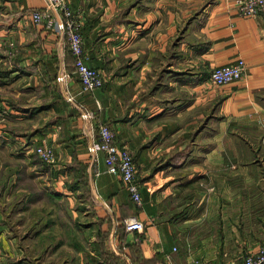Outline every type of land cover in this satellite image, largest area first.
<instances>
[{
  "label": "crops",
  "instance_id": "obj_1",
  "mask_svg": "<svg viewBox=\"0 0 264 264\" xmlns=\"http://www.w3.org/2000/svg\"><path fill=\"white\" fill-rule=\"evenodd\" d=\"M237 1L66 0L103 80L86 92L60 13L0 0V187L26 173L1 200L27 205L22 217L54 200L83 215L20 224L19 236L0 203V264H239L264 246V15L241 16ZM236 60L245 76L213 86L212 68ZM99 125L129 152L139 205L91 154ZM41 145L53 159L38 178L60 195L24 190L36 186L30 154ZM129 218L141 232L124 230Z\"/></svg>",
  "mask_w": 264,
  "mask_h": 264
},
{
  "label": "built area",
  "instance_id": "obj_2",
  "mask_svg": "<svg viewBox=\"0 0 264 264\" xmlns=\"http://www.w3.org/2000/svg\"><path fill=\"white\" fill-rule=\"evenodd\" d=\"M238 12L244 17H255L264 15V0H238ZM46 8L51 11H58L61 15L62 34L65 38L67 49L72 57L73 73L77 77L83 91L92 92L102 86L101 73L88 67L84 60L85 54L82 48L81 23L79 15L68 7L66 0H46ZM32 22L39 24L45 21L46 28H53L54 21L46 12L33 11L30 13ZM245 76V66L242 60H236L229 65L216 66L212 68L209 80L213 86L240 80ZM6 114L5 110L0 111V119ZM90 152L103 154V163L106 172L116 175L125 187L130 199L140 204L138 185L135 182V169L129 152L118 146L113 141V133L106 125H99L97 128V140L90 147ZM34 153L43 163H51L53 159L52 149L49 146L41 145L34 148ZM143 225L134 218L124 221V230L127 232H141ZM239 264H264V246L255 254H248Z\"/></svg>",
  "mask_w": 264,
  "mask_h": 264
},
{
  "label": "rangeland",
  "instance_id": "obj_3",
  "mask_svg": "<svg viewBox=\"0 0 264 264\" xmlns=\"http://www.w3.org/2000/svg\"><path fill=\"white\" fill-rule=\"evenodd\" d=\"M30 157H31V159H30L31 161L35 162L37 164V166L39 165L38 167H36V170H34L28 174L32 179L35 180L36 186L32 183H23V185L25 186L24 190H27L28 187H30L32 189L35 188L37 190V186H38V188L41 189V191H39V192L49 193V194L57 193L60 195L59 187L56 185L54 187L49 185L48 178H46V177L38 178L39 176L43 175V173L45 172L44 168H45L46 164L39 160V158L34 153L33 148H32ZM14 171H15L14 174H12V176H11V182L8 181V179L10 178V175H11L10 174L8 176V178L5 180L3 187H0V203L4 202V208H6V210L8 211V213L10 215V219L7 221V225L11 226L10 229H12V232L14 230V231H16V233L19 236H23V233H20V230L18 229V225H20V224L25 225L26 223H31L30 225L27 224L25 228L31 227V230H32V229H34L33 227L35 226V225L32 226L33 224H38L39 226H42L45 223L48 224L49 222H51L50 224H52L54 226L56 224L61 225V224H66V223L71 225L72 224L71 220H72L73 215L78 216L79 218H81L83 216V215H79L72 208L71 205H69V207H66L65 203L63 201L54 200L52 202L48 201L42 205H37L38 208H36V204H37L36 202H34L33 206H30L31 204H29V207L32 208V211L29 213V218H28V216L22 217V213L27 215V213H25V210L27 209V205H25V206L22 205L21 209H24V211L19 212V208L21 205L18 202L17 197H10L9 200H7V201L3 200V202L1 200L3 192H4L6 197L9 194H14L16 192V190L18 189L19 185L21 184L20 178H22L23 176L26 177L25 170L23 172V170L16 168ZM43 176H45V175H43ZM12 177H13V179H12ZM62 205H64V207ZM33 209H35V211H33ZM15 211H18V212H15ZM46 211H47V213H46ZM46 217H47V219L45 220ZM35 220H38V221L34 222ZM14 226H16L17 229H13ZM57 228H62V227L57 226ZM29 235H30V233L27 234V236H29ZM246 256H244V257H246Z\"/></svg>",
  "mask_w": 264,
  "mask_h": 264
},
{
  "label": "trees",
  "instance_id": "obj_4",
  "mask_svg": "<svg viewBox=\"0 0 264 264\" xmlns=\"http://www.w3.org/2000/svg\"><path fill=\"white\" fill-rule=\"evenodd\" d=\"M71 58H72V57H71ZM45 164H46V163H45ZM46 165H47V164H46ZM20 179H21V178H20ZM25 203H27V202H25ZM25 203H24V204H25ZM36 221H38V220H35L34 222H36ZM10 227H11V226H10ZM27 232H28V231H27ZM25 233H26V232H25Z\"/></svg>",
  "mask_w": 264,
  "mask_h": 264
}]
</instances>
